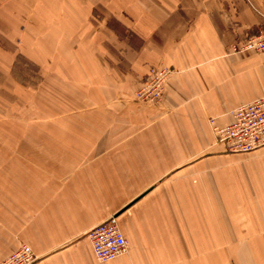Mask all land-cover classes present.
I'll return each mask as SVG.
<instances>
[{"label": "crops", "instance_id": "0c3cea01", "mask_svg": "<svg viewBox=\"0 0 264 264\" xmlns=\"http://www.w3.org/2000/svg\"><path fill=\"white\" fill-rule=\"evenodd\" d=\"M262 30L264 0H0V72L12 84L16 52L31 54L60 125L0 129V262L27 245L35 264H208L239 242L230 222L264 206L208 188L212 129L264 97V52L231 49ZM161 64L175 71L161 106L132 104L130 79ZM247 177L264 205V175ZM113 217L129 251L101 263L88 234Z\"/></svg>", "mask_w": 264, "mask_h": 264}, {"label": "rangeland", "instance_id": "374dc122", "mask_svg": "<svg viewBox=\"0 0 264 264\" xmlns=\"http://www.w3.org/2000/svg\"><path fill=\"white\" fill-rule=\"evenodd\" d=\"M97 11H103V9H97ZM99 12L100 16H103ZM98 14V13H97ZM112 26L110 22L108 27ZM97 27H100L98 24ZM264 30L256 33L251 37L258 36L263 34ZM135 33L129 29L126 34V41L133 39ZM251 37H248L245 41L235 44L231 47L234 53L245 52L241 51L244 43ZM3 43V40H1ZM252 52V51H250ZM256 53V52H253ZM118 69L127 71V67L123 69L121 64H118ZM168 72L169 76L167 79V74L165 73L164 88L161 92V99L151 101L150 99L141 98L139 92L142 88L153 86L154 80H161L163 72ZM62 74L66 79L59 77H54L56 81H66L71 82V75L68 76V73L63 70ZM175 71L170 67L161 64L156 67H151L149 74L142 84L139 86V78L133 77L130 80L135 84V91L131 103L134 105H143L151 107L161 106L165 94L168 90L169 83L174 76ZM48 75L47 77H49ZM69 78L71 80H69ZM8 77L0 72V129L3 128H16L18 130L26 129H39L51 128V127H60L59 122L52 119H43L45 115L42 113L45 110H48L49 116L55 114L51 110L50 105L43 104L45 101L40 96L41 84L45 81V76L41 73V68L35 58L28 52H16V58L11 69L10 81L12 84H7ZM62 79V80H59ZM16 87H15V86ZM21 89V91H19ZM15 90V91H14ZM157 91L154 88V91ZM14 91V93H13ZM54 86L48 87V93L53 96ZM49 100H52L50 97ZM8 101V102H7ZM211 125H214V121L211 120ZM70 125L69 127H71ZM67 127V126H65ZM213 126V133L215 138V143L218 142ZM35 139L34 137H31ZM17 140V139H16ZM10 143L13 146V149H16L17 142L10 140ZM221 144V143H220ZM219 145V144H218ZM207 158H211V153L209 152ZM216 158V164L212 168L208 169V188L214 191H220L222 193L223 199L218 200L219 203H222L223 207L236 208L241 211L245 208L244 212H254L256 208H263V203H260V192L254 188V185L248 180V175L257 176L258 178L264 175V147L253 151L251 153H232L227 146H223L221 153L214 155ZM211 177L215 180L211 183ZM210 192H208L209 195ZM208 207H214L216 205L213 198H208ZM259 211V210H257ZM241 220L240 225L237 227V224L230 222V229L236 230L239 234V242L235 241L230 247H225L220 251V254L217 256H210L208 264H264V224L260 227L257 226L254 229L253 227H248L247 223L243 221L250 218L254 222L255 219L262 222L263 216H254L251 215H239L236 216ZM235 217V218H236ZM231 219V218H230ZM254 222V223H259ZM235 225V226H234ZM225 228L227 229L226 224L224 223ZM246 227L249 229L246 231ZM237 234V233H236ZM249 239L252 240V245H249ZM263 240V242H261Z\"/></svg>", "mask_w": 264, "mask_h": 264}, {"label": "built area", "instance_id": "2783aa9c", "mask_svg": "<svg viewBox=\"0 0 264 264\" xmlns=\"http://www.w3.org/2000/svg\"><path fill=\"white\" fill-rule=\"evenodd\" d=\"M241 51L264 52V33L249 38ZM165 73L161 80H154L153 86L142 88L141 98L151 101L160 100L164 88ZM154 88L157 91H154ZM232 122L226 127L215 126L214 132L218 142L223 143L232 153H251L264 147V97L237 107L232 113ZM88 238L92 244L97 261L107 263L129 251V242L124 236L116 217L95 227ZM37 257L27 245H22L15 253L0 264H35Z\"/></svg>", "mask_w": 264, "mask_h": 264}]
</instances>
